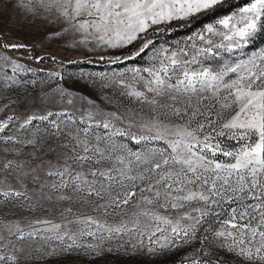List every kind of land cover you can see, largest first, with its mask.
Instances as JSON below:
<instances>
[{
  "label": "snow or ice",
  "instance_id": "obj_1",
  "mask_svg": "<svg viewBox=\"0 0 264 264\" xmlns=\"http://www.w3.org/2000/svg\"><path fill=\"white\" fill-rule=\"evenodd\" d=\"M225 4L0 0V16L58 26L45 39L139 40L109 62L147 56L100 74L104 105L56 87L35 111L37 81L21 75L33 69L14 55L32 47L0 31V264L113 251L158 264L181 249L180 264H264V49L246 52L264 31V0L175 45L148 38Z\"/></svg>",
  "mask_w": 264,
  "mask_h": 264
},
{
  "label": "rangeland",
  "instance_id": "obj_2",
  "mask_svg": "<svg viewBox=\"0 0 264 264\" xmlns=\"http://www.w3.org/2000/svg\"><path fill=\"white\" fill-rule=\"evenodd\" d=\"M230 1L232 0H226L225 5H227ZM234 10H238V8ZM234 10H230L226 14H222L213 18L212 21L201 25L192 32L175 37L164 38L157 42L155 40L154 41L156 42L157 47H159L161 44L169 46L175 45L177 41L183 42L190 35H194L195 33L201 31L205 25L214 23L217 19L229 15ZM202 15H197L190 21L201 17ZM190 21H173L168 26V28L176 29L181 25L188 24ZM18 25H22V27L18 28ZM57 29L58 26H53L52 28L48 29L41 27L40 30L37 31L35 25H30L27 23V21L20 20L17 13L11 10L5 13L3 16H0V31L11 32L13 37L19 38L20 41L27 43L32 47L31 52L22 50L21 52H17L14 55H16L18 58H21V62L24 63L26 67L33 69L32 72L22 73L21 75L26 80L37 81V86L35 88L28 89L29 95L31 97H35V107L33 108L35 111L46 110L41 103L40 97L43 96L45 92L51 93L56 87L63 88L71 92L74 96L90 97L93 100H96L98 104L104 105L105 101L102 94L103 89L99 87L100 74L103 73L111 77L114 72L122 71L126 67L143 66L147 60V56H144L143 58H137L134 61H126L122 64H112L109 62L116 56L123 58L124 56L134 52L141 43L139 40L134 42L132 45L117 49L98 48L95 46L84 45H81L77 48L74 46L75 41L73 39V35L71 34L65 35L63 37H56L54 39H45L46 32H52ZM158 33H154L150 30L148 33V38ZM77 39L79 38L77 37ZM250 46L251 44L246 49V52L249 55L254 51L264 49V45L257 49H251ZM39 56L45 57L43 62L37 63L35 59L30 58ZM101 56H103V60L100 59ZM93 60H101L103 62L106 61V65L95 67L97 65H91L92 63L96 64ZM79 61L87 62L86 64H88V66H66L67 63ZM52 72H59L62 79L50 78L48 74ZM40 81H44L45 83L41 84ZM186 252H188V249H181L177 252L169 254L167 257L160 258L158 264L182 260ZM228 263L233 264L231 259H229ZM50 264H148V262L141 256L131 254L125 255L121 252L113 251L111 253L106 252L100 256L71 254L52 259Z\"/></svg>",
  "mask_w": 264,
  "mask_h": 264
},
{
  "label": "trees",
  "instance_id": "obj_3",
  "mask_svg": "<svg viewBox=\"0 0 264 264\" xmlns=\"http://www.w3.org/2000/svg\"><path fill=\"white\" fill-rule=\"evenodd\" d=\"M250 0H232L230 1L227 5L216 9L215 11L206 14V15H202L201 17H198L192 21H190L188 24L185 25H181L178 28H168L167 31H163V32H159L156 35H153L152 37H150L151 39L157 41H160L164 38H169V37H175V36H179V35H184L186 33L192 32L194 29L200 27L201 25L208 23L210 21H212L213 18L222 15V14H226L228 11L230 10H234L237 9L243 5H245L246 3H249ZM262 45H264V31H261L256 39L251 43V49H257L259 47H261ZM95 61L94 63L96 64H91V65H97L95 67H100V66H104L106 65V61H101V60H93ZM87 62H73V63H67L66 66L67 67H77V66H88V64H86ZM181 260H175V261H169V262H163L162 264H180ZM229 264V263H228Z\"/></svg>",
  "mask_w": 264,
  "mask_h": 264
}]
</instances>
